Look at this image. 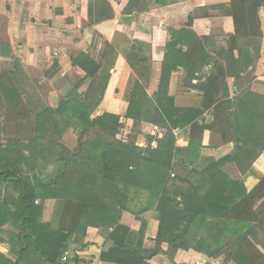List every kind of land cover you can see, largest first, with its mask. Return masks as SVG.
Here are the masks:
<instances>
[{
	"label": "crops",
	"instance_id": "1",
	"mask_svg": "<svg viewBox=\"0 0 264 264\" xmlns=\"http://www.w3.org/2000/svg\"><path fill=\"white\" fill-rule=\"evenodd\" d=\"M131 2L107 0L113 17L89 25V0H0V74L10 76L24 107L32 114L41 111L42 103L24 71L15 64L16 58L23 65L41 71L53 69L49 79L53 91L47 99L50 107H58L61 100H81L88 104V88L84 85L81 90L77 88L86 76L81 68L84 55L98 67L91 81L93 87L97 83L101 86L102 73L108 74L103 80L104 92L90 112V119L103 114L119 117L122 127L113 139L115 142L126 145L133 134V121L126 118L130 107L126 97L133 90L141 100L132 105V111L146 112L148 118L158 122L145 121L135 128L138 134L134 146L140 151L152 149L170 154L166 181L188 180L195 184L200 178L209 177V167L234 157L244 162L242 171L228 166L226 173L240 179L249 193L264 177V71L256 73L258 49L255 47L242 51L243 74L239 81L235 80L233 64L216 57V52L230 47L234 35L230 0H134L138 12L130 11ZM258 16L264 36V4ZM203 51L215 57L225 70V76L215 81L212 93L216 102L208 110H203L202 100L214 71L210 60L198 64ZM233 57H238L236 49ZM191 67L195 70L189 71ZM169 99L173 100V107ZM5 112L0 110V143H28L34 136V119L6 121ZM163 113L172 115L173 123L158 121ZM154 126L165 129L166 134L155 137ZM24 127L26 130L20 135ZM98 136L108 140L95 128L84 141H93ZM60 142L69 151L77 148L74 126L64 131ZM145 154L142 152L141 156ZM152 164L159 168L166 166L156 158ZM53 172L54 168H48L45 177L49 178ZM136 172L141 177L148 176L145 171H142L144 175ZM140 179L138 176V180L128 184L121 182V187H125L123 194L116 192L119 200L116 210L118 225L129 230L131 246L149 257L148 264H237L235 260L225 261L223 256L213 259L206 252L196 250L198 243L204 247L210 244L212 250L217 248L211 244L210 236L214 234L209 223L213 221L209 219L208 225L204 224L200 230L184 234L183 239L189 243L186 249L180 248L179 240L175 239L178 234L181 236L179 223L173 218L162 219L163 205L158 206L159 201L151 198L147 203L142 202L149 191H157L152 183ZM168 192L178 193L174 188H168ZM176 201L177 208L179 199ZM57 204L53 199L45 201L43 224L54 228L58 225ZM220 221L223 222H215L218 228ZM110 232V228L90 227L83 233H75L61 263L112 264L100 261L106 243L112 241ZM16 234L9 226L0 231V254L12 261L17 259ZM223 238L226 242L232 239L224 234L218 240ZM158 240L159 252L152 254ZM112 243L109 250L114 246ZM238 254L236 250L232 257ZM28 263L35 264L33 259Z\"/></svg>",
	"mask_w": 264,
	"mask_h": 264
},
{
	"label": "trees",
	"instance_id": "2",
	"mask_svg": "<svg viewBox=\"0 0 264 264\" xmlns=\"http://www.w3.org/2000/svg\"><path fill=\"white\" fill-rule=\"evenodd\" d=\"M262 4L264 0H230L229 11L234 22V35L230 38V47L226 51L216 52V57L233 64L236 81L243 74L242 51L246 47L258 49L256 73L264 71V36L260 31L258 16ZM128 8L130 11H139L134 0ZM112 17L113 12L107 0H89V25ZM234 49L238 53L237 59L233 57ZM110 53L114 54L111 50ZM81 57L84 64L81 68L86 76L77 88L81 90L83 85L88 88V104L81 100H61L58 107H50L47 99L53 91L49 83L53 69L41 71L23 65L16 58L15 64L24 71L42 103L41 111L32 114L24 107L10 76L7 73L0 74V110H6L4 119H34V136L28 143H0V231L9 226L17 232V259L8 260L0 254V264H29L30 259L35 264H62L61 259L71 237L90 227L112 230L109 237L114 246L101 253L100 261L112 264H148L149 257L131 246L129 240L132 235L129 230L118 225L119 214L116 210L119 205L116 192L122 193L125 187H121V182L128 184L138 180V176L140 180L152 183L157 191H149L142 202L147 203L151 198L155 202L159 201L158 206L163 205L162 208L159 207L162 219L173 218L179 223L181 236L178 234L175 239L179 240L180 248L186 249L189 243L183 239V235L193 229L200 230L209 219L213 221L209 223L214 234L210 236L211 244L217 248L212 250L210 244L204 247L198 243L196 250L206 252L213 259L223 256L225 261L235 260L237 264H264V177L247 193L240 179L236 176L232 178L226 173L228 166L242 171L244 162L227 157L209 167V177L200 178L195 183L196 186L188 180L166 181V174L168 176L170 169V154L152 149L140 151L134 146L138 134L135 128L145 121L155 124L158 122L152 117L148 118L146 112L132 111V105L141 100L136 98L133 90L126 97L130 103L126 118L133 121L134 128L128 144L113 140L122 127L119 117L103 114L90 119V112L99 103L104 92L103 80L108 74L102 73L101 86L97 83L93 87L91 81L98 67L88 57ZM209 60L212 61L214 72L207 81L202 100L203 110L212 108L216 102L212 93L216 88L215 81L225 76L224 66L206 51L198 57V64L203 65ZM191 69L195 70V67L189 68V71ZM168 103L173 107L172 99ZM160 116L158 121L173 123L172 115L163 113ZM72 126L75 127L78 146L74 151H69L61 144L60 139L64 131ZM95 128L108 140H102L98 136L93 141H84L88 132ZM142 152L146 153L145 157L141 156ZM155 158L166 163V166L159 168L153 165ZM48 168H54V172L46 178ZM136 171H145L148 176L141 177ZM3 188L16 192H12V198L7 197ZM168 188H174L178 193L171 195ZM15 194L16 197L13 196ZM176 198L179 199L177 208L174 205ZM48 199L58 202L60 208L55 228L41 222L44 203ZM216 220L223 221L219 222L221 227L216 226ZM224 234L230 235L232 239L227 242L225 238L218 240ZM159 244L158 240L152 254L159 252ZM236 250L240 254L232 257Z\"/></svg>",
	"mask_w": 264,
	"mask_h": 264
},
{
	"label": "built area",
	"instance_id": "3",
	"mask_svg": "<svg viewBox=\"0 0 264 264\" xmlns=\"http://www.w3.org/2000/svg\"><path fill=\"white\" fill-rule=\"evenodd\" d=\"M153 132H154V136L155 137H160L163 136L164 134H166V130L160 127H153ZM171 177H173V175H171Z\"/></svg>",
	"mask_w": 264,
	"mask_h": 264
},
{
	"label": "rangeland",
	"instance_id": "4",
	"mask_svg": "<svg viewBox=\"0 0 264 264\" xmlns=\"http://www.w3.org/2000/svg\"><path fill=\"white\" fill-rule=\"evenodd\" d=\"M25 130H26V128L24 127V128H23V131H22V132H19L20 135H21ZM3 190H4V192L7 194V197H11V198H12V192H16V191H14L13 189H10V188H9L7 191H6L5 188H3ZM13 196L16 197V194L13 195Z\"/></svg>",
	"mask_w": 264,
	"mask_h": 264
},
{
	"label": "water",
	"instance_id": "5",
	"mask_svg": "<svg viewBox=\"0 0 264 264\" xmlns=\"http://www.w3.org/2000/svg\"><path fill=\"white\" fill-rule=\"evenodd\" d=\"M2 173L0 172V175ZM0 242H2V238L0 237ZM113 245L112 241H108V243H106L104 249H103V252H107L109 250V248Z\"/></svg>",
	"mask_w": 264,
	"mask_h": 264
}]
</instances>
